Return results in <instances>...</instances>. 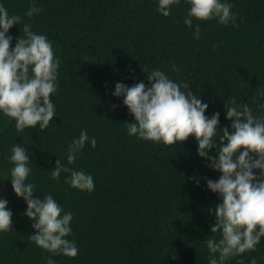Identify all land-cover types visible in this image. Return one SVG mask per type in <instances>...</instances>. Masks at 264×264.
I'll use <instances>...</instances> for the list:
<instances>
[{
  "label": "trees",
  "instance_id": "trees-1",
  "mask_svg": "<svg viewBox=\"0 0 264 264\" xmlns=\"http://www.w3.org/2000/svg\"><path fill=\"white\" fill-rule=\"evenodd\" d=\"M33 2L42 10L28 18ZM227 2L234 5L238 26L193 18L201 28L195 39L194 28L184 23L187 0L173 5L167 17L157 11L158 0H0L10 15L22 17L9 30L11 46L29 23L52 42L60 61L51 96L55 116L45 130L37 125L17 132L15 120L0 113V180L6 184L1 197L13 213V230L0 232V264H46L51 256L30 240L37 230L11 186L9 156L16 143L28 149L34 198L51 194L63 212L73 213L67 238L79 252L75 258L52 256L56 264H208L206 241L220 238L211 226L222 200L205 178L217 180L220 173L206 166L210 161L198 155L193 136L175 145L130 136L126 122L135 119L123 97L112 93L117 82L148 85L144 69L158 68L178 83L188 82L209 105L206 116L220 113L218 130L231 131L225 102L233 97L264 116V0ZM82 130L96 138V147L86 143L70 165L68 145ZM57 159L90 174L94 191L70 187L68 173L52 179ZM253 258L264 264V237L255 251L225 264H250Z\"/></svg>",
  "mask_w": 264,
  "mask_h": 264
},
{
  "label": "clouds",
  "instance_id": "clouds-1",
  "mask_svg": "<svg viewBox=\"0 0 264 264\" xmlns=\"http://www.w3.org/2000/svg\"><path fill=\"white\" fill-rule=\"evenodd\" d=\"M180 3L181 0H158L157 11L167 17L172 6ZM187 3L190 7L184 23L194 28L195 39L200 38L201 28L198 23L193 24V18L198 21L216 19L222 25L238 26V14L232 11L234 5L227 0H187ZM41 10L33 2L25 15L31 18ZM21 20V16L10 15L0 4V113L15 120L17 132L37 125L43 131L55 116L51 96L58 89L60 61L52 42L46 35L32 31L29 23H24L23 35L16 38L15 47L11 46L13 36L8 34L9 30L20 25ZM144 71L148 85L143 81L132 86L117 82L112 93L123 97V104L135 119L134 123L126 122L128 134L165 145H175L193 136L198 143V155L210 161L206 166L220 173L217 180L205 178L207 188L218 193L222 200L215 206L216 219L211 226V232H220V238L210 237L206 241L211 254L208 264H225L231 257L255 251L264 237V116L256 117L248 104H237L233 97L225 102L231 131L227 126L218 130L220 113H214L211 118L206 116L209 105L189 90L188 82L178 83L158 68ZM173 71H179L175 65ZM88 142L96 147V138H90L87 130H82L79 138L68 145V164L75 163ZM212 149L216 150L215 155H210ZM9 160L14 165L9 176L11 186L16 196L25 200L24 214L33 221L31 227L37 230L29 238L51 254L46 264H56L51 258L56 255L75 258L78 246L67 238L72 233L73 213L63 212L51 194L43 199L34 198L36 185L27 182L32 168L25 146L14 144ZM55 164L52 179L58 182L62 172L68 173L66 182L70 187L89 193L94 191L90 174L69 168L60 159ZM7 205L8 201L0 197V232L13 230V213ZM250 264H257L256 259H251Z\"/></svg>",
  "mask_w": 264,
  "mask_h": 264
},
{
  "label": "water",
  "instance_id": "water-1",
  "mask_svg": "<svg viewBox=\"0 0 264 264\" xmlns=\"http://www.w3.org/2000/svg\"><path fill=\"white\" fill-rule=\"evenodd\" d=\"M5 189H6V184L3 183V182L0 180V197L3 195Z\"/></svg>",
  "mask_w": 264,
  "mask_h": 264
}]
</instances>
